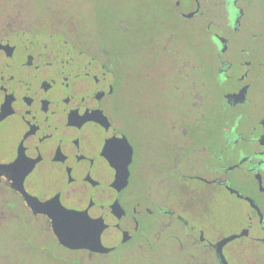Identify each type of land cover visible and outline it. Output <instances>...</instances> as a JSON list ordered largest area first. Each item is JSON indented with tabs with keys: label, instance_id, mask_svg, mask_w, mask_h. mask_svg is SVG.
Masks as SVG:
<instances>
[{
	"label": "flooded vegetation",
	"instance_id": "1",
	"mask_svg": "<svg viewBox=\"0 0 264 264\" xmlns=\"http://www.w3.org/2000/svg\"><path fill=\"white\" fill-rule=\"evenodd\" d=\"M2 2L0 223L23 225L25 252L35 248L49 264H229L237 241L239 253L264 257V0H155L169 26L184 22L194 57L171 32L141 33L144 80L163 70L157 88L169 85L182 106L173 119L164 114L141 164L121 47L129 26L118 22L107 39L100 27H70L69 17L45 21L23 8L29 0ZM21 176L40 203L101 221L107 251L60 245L51 219L17 189ZM228 199L243 205L233 229L214 211ZM238 252L230 264H249Z\"/></svg>",
	"mask_w": 264,
	"mask_h": 264
},
{
	"label": "rangeland",
	"instance_id": "2",
	"mask_svg": "<svg viewBox=\"0 0 264 264\" xmlns=\"http://www.w3.org/2000/svg\"><path fill=\"white\" fill-rule=\"evenodd\" d=\"M0 2V8H3L2 0ZM154 3L155 0H29V4L23 5L25 9H33L35 16L45 19V21H53L58 25L63 21H67L69 17L67 25L74 29L77 26L83 30L87 27L93 29L100 27L107 39L111 34H118L117 29H115L118 22H121L124 26H129L130 32L124 37L123 43L125 42V44H122L121 47L125 46L128 51L127 75L130 78V95L132 98V129H136L133 143L137 149L136 160L139 163L148 160L149 150L144 149V143L153 144L154 140L156 141L155 137L162 125L161 120L165 116L164 114L169 112L168 115L173 119L174 115L180 114L182 108L179 96L172 91L169 85L164 84L161 89L157 88L158 77L165 74L163 70L155 69V72L150 76V81L146 82L144 80L141 67L143 54L139 44L142 37L141 33L147 32L148 37L155 33L160 35L162 32H171L174 35L172 38L174 46L185 53L187 57H191L190 59L194 57L191 49L195 39L189 38V32L185 31V27L182 25L184 22L175 18L179 26L172 28L167 22L169 18L166 14L168 12L156 8L155 6L158 7V5ZM189 4L187 1L184 9L190 8ZM6 9H13V7ZM91 14L94 18H91ZM93 19H95L94 23ZM154 106L159 108L158 112L156 111L153 114L147 112V115L141 114L146 110H152ZM242 206L235 200L228 199L222 209H214L217 221H224L228 224V229L236 228V217ZM22 230L23 225L15 223V220L0 223V264H49V261L43 260L45 258L35 248L32 251L29 250L30 252H25V248L21 243ZM47 245L50 248L57 249L50 237L47 238ZM239 245L236 241L227 247L226 260L228 263L229 261L232 263L233 260L230 257L231 250H237L238 252ZM244 248L242 246L240 253L238 252V256H236L238 260H248L249 264H264V257L248 255ZM61 251L64 250L61 249ZM107 258L109 261L112 260V257Z\"/></svg>",
	"mask_w": 264,
	"mask_h": 264
},
{
	"label": "water",
	"instance_id": "3",
	"mask_svg": "<svg viewBox=\"0 0 264 264\" xmlns=\"http://www.w3.org/2000/svg\"><path fill=\"white\" fill-rule=\"evenodd\" d=\"M191 14H188L186 17H190ZM131 157V150L128 146V158ZM7 170L11 168L3 167ZM7 173V171H4ZM122 172V171H121ZM20 178V185L17 188L25 197V200L28 206L35 213H44L51 219L52 231L60 245L68 249L78 250V249H88L90 251H107L104 249L100 243V235L104 229V225L101 221H96L90 219L82 212L69 210L64 208L59 202L55 204L50 203H40L36 198L31 197L22 188V179ZM127 172L124 167L123 172L120 173L117 177V183H120V187H123L126 183ZM12 179L13 187L15 188V178L9 177ZM120 208L117 204V207L114 206L113 209ZM232 237L224 239L219 243L218 246H221L223 243L230 241Z\"/></svg>",
	"mask_w": 264,
	"mask_h": 264
}]
</instances>
